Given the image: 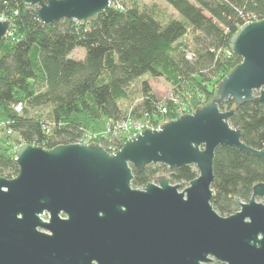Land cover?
<instances>
[{"label":"water","instance_id":"water-1","mask_svg":"<svg viewBox=\"0 0 264 264\" xmlns=\"http://www.w3.org/2000/svg\"><path fill=\"white\" fill-rule=\"evenodd\" d=\"M21 1L44 24L88 23L109 7V0ZM9 29L0 20V39ZM229 48L241 61L211 99L143 129L114 153L98 143H21L17 175L0 176V264H264V182L248 201L236 197L232 214L211 204L218 146L264 158V147L245 144L229 123L233 110L219 107L228 98L236 106L264 102V18L243 23ZM150 164L193 165L198 174L185 186L159 175L133 187L132 169Z\"/></svg>","mask_w":264,"mask_h":264},{"label":"trees","instance_id":"trees-1","mask_svg":"<svg viewBox=\"0 0 264 264\" xmlns=\"http://www.w3.org/2000/svg\"><path fill=\"white\" fill-rule=\"evenodd\" d=\"M164 1L179 18L163 21L141 0H119L121 8L109 6L88 23L63 18L44 24L21 0H0V16L10 21V35L0 39V118L11 121L22 143L50 148L71 143L84 131L93 132L103 116L122 117L119 101L146 73L167 79L190 111L211 99L218 80L241 61L230 53L232 34L248 15L264 18V0ZM188 33L193 50L180 41ZM75 48L85 49L82 58L70 55ZM185 50L193 59H187ZM140 91L141 101L132 114L174 117L169 100L167 112L159 111L161 99L147 80ZM17 102L22 103L21 112L13 107ZM219 107L233 110L229 123L242 130L245 144L264 147V102L254 99L236 106L228 98ZM14 156L0 146V176L17 175ZM132 171L131 184L138 188L163 173L171 183L185 185L198 174L193 165L168 170L150 164L141 172ZM213 174L211 204L226 216L236 209L234 198L249 200L253 185L264 182V158L220 145Z\"/></svg>","mask_w":264,"mask_h":264},{"label":"built area","instance_id":"built-area-1","mask_svg":"<svg viewBox=\"0 0 264 264\" xmlns=\"http://www.w3.org/2000/svg\"><path fill=\"white\" fill-rule=\"evenodd\" d=\"M109 6H114L117 8L122 7L119 0H109ZM0 20L7 19L3 16H0ZM253 20H256V18L254 16L249 17L248 15V17L244 19V23ZM7 35H10V29L8 30L6 36ZM230 53L233 52L231 51ZM185 55L187 59H193V53L190 50H185ZM172 105V114L174 117L171 119H175L177 116L183 113L191 112L189 111L190 109L186 107V105L179 103L176 99H174ZM13 107L15 111L21 112L22 103L17 102L13 104ZM158 108L161 113L167 112L165 99H161ZM132 109L133 108L128 110L120 118L107 120L105 123V131L103 136L99 137L92 132L84 131L73 142L98 143L109 153H114L121 147L127 138L140 133L146 128L158 129L164 121L170 120L163 117L159 118V116H154V118H150L147 115L136 117L134 114H132ZM21 143L22 142L19 140L17 132L11 126V121L0 118V146L8 147L12 152L16 153Z\"/></svg>","mask_w":264,"mask_h":264},{"label":"rangeland","instance_id":"rangeland-1","mask_svg":"<svg viewBox=\"0 0 264 264\" xmlns=\"http://www.w3.org/2000/svg\"><path fill=\"white\" fill-rule=\"evenodd\" d=\"M141 2L143 3V5L147 6V8L149 7L154 8V12L163 21L167 20L168 18H179L178 13L170 5H168L164 0H141ZM180 41L182 43L187 44V47L193 50L194 44L192 42V35L190 33H188L183 38H181ZM82 54L83 55L85 54V49L79 48V49H75L72 52L71 56L75 58H79L80 56H82ZM143 80L148 81L151 91L154 93V95L157 98L165 99V101L169 100V102H172V103L174 99H176L181 104H184V105L187 104V102H185L181 94H178L174 90L173 85L167 79H165L162 76L151 77L149 74L146 73V74L141 75L140 77H138L135 81L131 83V85L127 89V92H128L127 97L119 101V105L123 112L126 113L128 110L133 108L135 104H138L141 101L142 94L140 91V85ZM187 98L191 100L190 99L191 95ZM201 104L203 103H200V105ZM189 107L191 108L192 106H189ZM106 122H107V118L104 116L97 119L94 124V130L92 133L96 134V136H99V137L103 136L104 131H105ZM160 176H166V175L163 173Z\"/></svg>","mask_w":264,"mask_h":264},{"label":"flooded vegetation","instance_id":"flooded-vegetation-1","mask_svg":"<svg viewBox=\"0 0 264 264\" xmlns=\"http://www.w3.org/2000/svg\"><path fill=\"white\" fill-rule=\"evenodd\" d=\"M234 200H235V198H234ZM256 200L257 201H259V200H261L260 198H256ZM248 201V200H247ZM235 203H236V201H235ZM239 209V206H238V204L236 203V209L234 210V212H236L237 210ZM233 212V213H234ZM230 214H232V213H230ZM225 264V263H223V262H219V261H217V260H214L213 262H211V263H208V264Z\"/></svg>","mask_w":264,"mask_h":264},{"label":"crops","instance_id":"crops-1","mask_svg":"<svg viewBox=\"0 0 264 264\" xmlns=\"http://www.w3.org/2000/svg\"><path fill=\"white\" fill-rule=\"evenodd\" d=\"M75 49H79V48H75ZM75 49H74V50H75ZM74 50H73V51H74ZM73 51H72V52H73ZM72 52H71V54H72ZM71 54H70V55H71ZM82 57H83V54H82V56H80L79 58H82ZM74 58H75V57H74Z\"/></svg>","mask_w":264,"mask_h":264}]
</instances>
